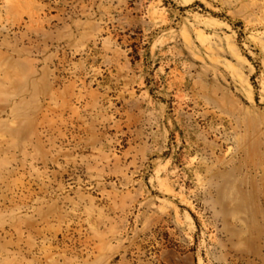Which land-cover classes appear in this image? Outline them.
<instances>
[{
  "label": "rangeland",
  "instance_id": "rangeland-1",
  "mask_svg": "<svg viewBox=\"0 0 264 264\" xmlns=\"http://www.w3.org/2000/svg\"><path fill=\"white\" fill-rule=\"evenodd\" d=\"M0 264H264V0H0Z\"/></svg>",
  "mask_w": 264,
  "mask_h": 264
}]
</instances>
